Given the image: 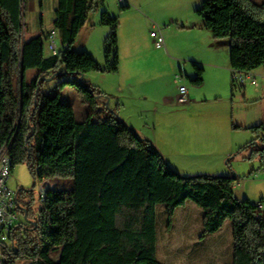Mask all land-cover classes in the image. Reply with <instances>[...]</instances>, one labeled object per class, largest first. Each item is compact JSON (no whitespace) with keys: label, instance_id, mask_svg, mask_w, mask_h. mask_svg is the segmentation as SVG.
Returning <instances> with one entry per match:
<instances>
[{"label":"trees","instance_id":"16d2710c","mask_svg":"<svg viewBox=\"0 0 264 264\" xmlns=\"http://www.w3.org/2000/svg\"><path fill=\"white\" fill-rule=\"evenodd\" d=\"M100 2L59 0L53 29L66 47L60 55L46 57L44 35L25 41L18 52L23 0H0V149L13 142L12 172L27 163L34 178L72 181L69 189L44 188L41 210L33 219L27 217L34 223L13 234L0 264H162L157 257L158 209L165 207L171 229L175 212L188 204L203 211V239L231 223L232 264H264V211L237 198L238 178L181 176L117 110L97 109L95 90L79 82L82 75L119 70L120 24L106 12L100 20L111 30L104 49L106 68L88 52L73 50ZM196 13L215 40L230 39L234 74L264 66V3L205 0ZM61 65L77 78L62 86L79 88L90 108L82 122L72 104L41 91L42 77L57 75ZM195 69L192 82L201 85L204 69ZM32 70L39 74L28 82ZM253 131L264 135V122ZM254 153L264 166V146L258 144Z\"/></svg>","mask_w":264,"mask_h":264},{"label":"rangeland","instance_id":"374dc122","mask_svg":"<svg viewBox=\"0 0 264 264\" xmlns=\"http://www.w3.org/2000/svg\"><path fill=\"white\" fill-rule=\"evenodd\" d=\"M204 1L102 0L90 13L87 24L73 45V50L88 52L102 68H106L104 49L111 30L100 24L102 14L106 12L111 18H117L120 24L118 30L119 73H89L82 83L95 90L97 109H103L106 112L117 110L118 116L126 124L128 123L122 118L120 109L135 119L138 118L136 112L138 105L144 108L157 107L159 117L163 116L159 120V131L163 137L160 147L167 157L165 158L152 140L144 139L157 147L170 167L175 166L176 171L183 177L236 175L238 180L235 181L234 189L237 198L249 199L256 204L261 203L264 208V166L260 155L254 153L258 144L264 146V135L253 131L254 127L264 122L260 119V114L264 113V82L260 76H257L256 87L247 85L241 88L235 84L236 86L232 89L233 79L230 76V82L228 81L229 73L218 72L207 66H205L204 84L197 86L191 82V78L195 75L192 61L197 58L207 61L208 50L213 51L203 37L205 33L209 35L211 33L207 31L202 33L204 21L196 13ZM252 1L259 5L264 3V0ZM57 2V0H23L19 53L24 40L29 41L43 33L47 34L52 29ZM178 26L186 28L180 29ZM155 31H161L165 38V47L162 50L155 48L154 39L151 37V33ZM56 42L60 55L66 47L61 35ZM219 42L220 55L217 58L220 64L227 67L231 50V45L229 49L227 44L231 42L229 38ZM44 51L46 57L54 56L46 41ZM218 60L215 58L208 61L218 62ZM56 73L58 74L52 73L42 77V93L52 97L58 96L62 103L73 104L77 120L84 121L85 113L87 110L90 112V108L85 104L79 88L71 85L62 86L63 82L75 81L77 78L66 74L64 65H61ZM38 74L37 70L29 71L28 82L35 79ZM180 75L184 76V80L178 85L176 78ZM181 85L197 92L203 104L200 103L201 105L183 112H180L178 108V112H175L177 110L175 108L183 106L177 103L178 88ZM129 87H134L135 94L132 91L129 92ZM169 97H174L176 104L172 110L160 105L163 98ZM205 100L207 101L203 102ZM143 116L149 122L153 118L149 113ZM175 120L188 123L184 139L180 140L182 141V144H179L180 147L172 145L170 141L165 142L166 126H169L167 123ZM152 137L155 138L154 133ZM9 186L18 194L20 210L17 234H20L22 227L29 229L31 221L26 220V214L22 209H26L29 217L33 219L42 208L41 188L44 187L47 191L69 189L72 181L65 178L42 181L34 178L27 163H22L14 168ZM195 207L200 210L198 206L195 205ZM164 208L161 205L158 209L160 242L172 237L177 241H181L180 239L184 241L190 237L192 239L187 241L192 246L190 249L198 250L203 239H199L196 226L185 233L187 229L184 230L182 224L177 221L176 229L169 233L168 230L171 229L167 228L168 214L165 213ZM187 213L188 210L185 209L183 217H186ZM177 215L182 220V212ZM175 218L178 220V217ZM230 232L231 223H227L219 236L207 239L203 244L206 243L208 249H213L219 243L231 244ZM163 249L165 251V248ZM183 260L176 263L168 262V264L191 263L190 260ZM18 264L29 263L19 261Z\"/></svg>","mask_w":264,"mask_h":264},{"label":"crops","instance_id":"0c3cea01","mask_svg":"<svg viewBox=\"0 0 264 264\" xmlns=\"http://www.w3.org/2000/svg\"><path fill=\"white\" fill-rule=\"evenodd\" d=\"M57 8H58V3L59 0H57ZM102 1V0H101ZM57 10V9H56ZM56 12V11H55ZM55 21V19H54ZM101 24V23H100ZM180 29H184L186 28L185 26H178ZM54 28V22H53V27L51 30H53ZM50 30V31H51ZM49 31V32H50ZM207 30L205 28L202 29V33H205ZM48 32V33H49ZM47 33V34H48ZM208 33V31H207ZM47 34H42L44 36H46ZM60 35V33H59ZM207 42L209 43L208 45H210L209 47L213 49V51L208 50V60L210 59H217V57H219V48H220V42L221 40H215L212 35L210 34H204L203 36ZM26 40H24L25 42ZM230 44H227L228 48L230 49ZM99 58V57H98ZM195 61L193 62V66H194V71H195V75L191 78V82L193 80L196 79L197 77V72L195 69V65L198 67H201L204 69V75H205V66L210 67L218 72H227L230 75L228 76V81L230 82V76H232L233 79V70L231 68V64H230V51H229V64L227 65V67L223 64H220L219 60L218 62L216 61H212L209 62L207 61H203L200 58L194 59ZM119 70L117 73L114 74H118ZM256 77L260 76L262 82H264V66L256 71L253 72ZM260 73V74H257ZM204 75H203V83L200 85L202 86L204 84ZM85 78V77H84ZM83 78V80H84ZM189 78V77H188ZM82 80V81H83ZM195 84V83H194ZM251 85V84H249ZM199 86V85H197ZM253 86V85H251ZM257 86V85H256ZM253 86V87H256ZM233 87V85H232ZM195 89V88H193ZM134 93V87H129V92ZM189 91V97H188V102L186 104H184L183 106H179L175 109H177L175 112H178V108L180 112H183V110L189 109V108H193L196 105H201L203 104L202 102H200V99L197 92L195 93L194 90H190ZM135 94V93H134ZM198 96V97H197ZM202 98V96H200ZM145 100L146 97L144 96ZM207 100L203 101L206 102ZM201 103V104H200ZM73 105V104H72ZM160 105L166 109L172 110L173 107L176 105L174 102V97H169V98H163L162 102L160 103ZM74 110H75V106L73 105ZM150 108V109H149ZM119 109V108H118ZM137 116L135 119L133 118V116L129 115V114H125L123 113L124 111H121L120 109V114L122 116V118L134 129L136 130V132L143 138H148L150 140L153 141V143L159 148V150L162 151V153L164 154L165 158L167 157L166 153L161 149L160 146L162 142V136L161 133L159 131V120L161 118H163V116L160 115L159 117V110L157 107H148V108H144L143 106H137ZM76 112V111H75ZM151 114V116L153 117L151 119V122H149V120H145L143 117V114ZM89 114V111L87 110V112L85 113V117ZM163 115H165L164 113H162ZM159 117V118H158ZM143 119L145 121H143ZM154 119V120H153ZM260 119L264 120V113L260 114ZM167 122H165L166 124ZM263 123V122H262ZM167 124H169V126L167 127V133L165 136V142L170 141V143H172V145L176 146V147H180L179 144H182L180 140L184 139L185 136V130L187 129V124L185 121L181 120V121H171L168 122ZM258 126V125H257ZM152 133L155 134V138L153 139L152 137ZM159 133V135H158ZM167 160V159H166ZM173 169H175L176 167L173 166ZM176 170V169H175ZM185 209L188 210V213L186 214V217H183ZM264 210V208H263ZM165 211V210H164ZM182 212V220L180 219V216L177 215L178 213ZM166 213V211H165ZM167 214V213H166ZM177 215V216H176ZM197 216V217H196ZM175 217H178V220H176ZM164 218V217H163ZM175 219V220H174ZM174 219H173V224H172V228L171 230H168L169 233L173 232L176 229L177 226V221L179 222V224H182L181 226L185 229H187L186 232H189L188 229H193V226H196V232H198V236L199 239H203L202 238V231H203V227H202V221H203V211L202 209H198L195 207V204H188L185 207H183L181 210L178 209L175 214H174ZM166 220V218H165ZM165 222V221H164ZM176 222V223H175ZM181 222V223H180ZM165 227V225H164ZM184 233V234H185ZM221 233H218L214 236H209L205 239H203V243L205 241H207V239H213V237H217L219 236ZM229 235V233H228ZM230 235L232 236V231L230 232ZM192 238L187 237L184 241L183 239H180L181 241H177L174 239V237L172 238H167L166 240H160L158 241V260L162 263V264H168V262H175L184 259L185 260H190L191 263L190 264H194L195 262H197V264H232L233 262V242L230 244L228 243V245H225L223 243H219L216 247H214L213 249H208L205 244L201 243V246H199L200 248L198 250L194 249H190V247H192L191 245H189V243L187 242L188 240H190ZM206 245V248H205ZM165 248V251L164 249ZM216 248V249H215ZM226 248V249H225ZM162 249V251H161ZM225 249V250H224ZM165 253V254H163ZM228 259V260H226Z\"/></svg>","mask_w":264,"mask_h":264},{"label":"built area","instance_id":"2783aa9c","mask_svg":"<svg viewBox=\"0 0 264 264\" xmlns=\"http://www.w3.org/2000/svg\"><path fill=\"white\" fill-rule=\"evenodd\" d=\"M23 23V19H22ZM59 31L56 29L51 30L45 37V41L49 43V49L54 56L58 55L57 38ZM154 39L155 48L162 50L165 47V38L161 31L151 33ZM184 80V76H177L176 82L178 85ZM235 84L241 88L249 84L258 85L257 77L253 72L250 73H235L233 75ZM179 96L177 103L184 105L188 102L189 91L184 85L178 88ZM12 141L7 142L0 149V257L1 260L5 257V253L12 247V237L19 227V201L18 194L15 193L9 186V180L12 176V164L10 158V151ZM42 194V190H40ZM42 201V197L40 199ZM259 210H263L261 203L257 204ZM0 260V261H1Z\"/></svg>","mask_w":264,"mask_h":264},{"label":"water","instance_id":"95a60500","mask_svg":"<svg viewBox=\"0 0 264 264\" xmlns=\"http://www.w3.org/2000/svg\"><path fill=\"white\" fill-rule=\"evenodd\" d=\"M83 78H84V75H82V76L80 77L79 82H82ZM233 177H234V178H237L236 175H234ZM22 210H23V212L26 214V219H28V218H27V217H28L27 210H26V209H22ZM29 223H34V222H31V221H30Z\"/></svg>","mask_w":264,"mask_h":264},{"label":"flooded vegetation","instance_id":"af4514ba","mask_svg":"<svg viewBox=\"0 0 264 264\" xmlns=\"http://www.w3.org/2000/svg\"><path fill=\"white\" fill-rule=\"evenodd\" d=\"M29 225H31V223H29ZM18 228H19V227H18ZM26 230H27L26 228H23V227H22V230H21V231H22V232H25Z\"/></svg>","mask_w":264,"mask_h":264},{"label":"bare ground","instance_id":"6f19581e","mask_svg":"<svg viewBox=\"0 0 264 264\" xmlns=\"http://www.w3.org/2000/svg\"><path fill=\"white\" fill-rule=\"evenodd\" d=\"M41 190H42V201H43L44 187H42Z\"/></svg>","mask_w":264,"mask_h":264}]
</instances>
